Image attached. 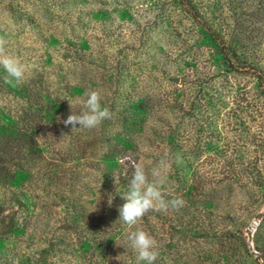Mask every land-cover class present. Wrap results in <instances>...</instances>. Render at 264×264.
Wrapping results in <instances>:
<instances>
[{
    "label": "rangeland",
    "instance_id": "obj_1",
    "mask_svg": "<svg viewBox=\"0 0 264 264\" xmlns=\"http://www.w3.org/2000/svg\"><path fill=\"white\" fill-rule=\"evenodd\" d=\"M187 1L0 0L27 69L16 85L0 68V264H137L127 235L146 223L154 264H264V0H190L199 20ZM86 89L111 119L65 126ZM128 154H167L163 191L184 205L102 242Z\"/></svg>",
    "mask_w": 264,
    "mask_h": 264
},
{
    "label": "clouds",
    "instance_id": "obj_2",
    "mask_svg": "<svg viewBox=\"0 0 264 264\" xmlns=\"http://www.w3.org/2000/svg\"><path fill=\"white\" fill-rule=\"evenodd\" d=\"M6 43V40L0 37V68L5 73L3 79L6 83L20 85L24 82L27 69L17 56L6 52ZM83 95L86 98L85 110L79 114L71 111V114L63 121L65 126L71 125L74 129L79 125L83 129H93L104 120L111 119L110 110L107 107H102V97L98 90L86 89ZM175 162L177 165L183 163V157L179 153L175 157ZM168 167L167 154L162 156L151 169H146L141 163H135L132 166L127 191L121 193L126 202L118 210L120 214L118 221L134 226L149 212L163 213L169 209L178 210L183 207L182 198L166 199L165 197L163 189L166 179L163 174ZM111 203L110 198L109 204L111 205ZM127 239L137 254V264L140 262L154 264L158 259L157 242L145 230L137 228L127 235Z\"/></svg>",
    "mask_w": 264,
    "mask_h": 264
},
{
    "label": "trees",
    "instance_id": "obj_3",
    "mask_svg": "<svg viewBox=\"0 0 264 264\" xmlns=\"http://www.w3.org/2000/svg\"><path fill=\"white\" fill-rule=\"evenodd\" d=\"M186 10H187V12L190 14V15H192L195 19H197V20H199V12L197 11V8H196V5H195V3H192V2H190V0L189 1H187L186 2ZM209 29H210V27H209ZM211 35L213 36V37H215V39H217V40H219V41H222L223 39H221L220 37H219V35L215 32V31H211ZM228 51V50H227ZM227 51H222L223 52V55L225 56V58H226V60L227 61H229V62H231L230 60H231V58H230V56H229V53L227 52ZM125 160H126V164L128 165V171H130V173H132V166L135 164V163H141L140 161H139V156H136V155H126L125 156ZM117 203V202H116ZM119 206V208H120V203H117ZM110 210H111V208H109ZM127 227H129V231H131L132 229H133V227L134 226H129V225H126V224H124V223H122L121 221L120 222H118V223H116L115 225H110V226H107V229H108V231L107 232H103V234H98V235H96V238L97 239H99L100 241H102V242H105V241H107V243L109 242H111L116 236L115 235H112V232L114 231H118L119 233L120 232H122V229L123 230H125ZM139 228V227H138ZM143 230H145L146 232H148L150 235H151V233H153V230L155 229V225L153 224V223H146L144 226H143V228H142ZM152 236V235H151ZM116 241V240H115ZM123 242H126V240H121V243H123ZM128 242V241H127ZM116 243H117V241H116Z\"/></svg>",
    "mask_w": 264,
    "mask_h": 264
}]
</instances>
